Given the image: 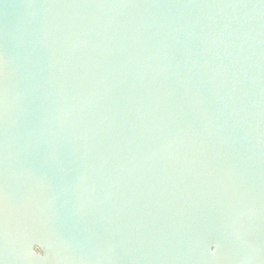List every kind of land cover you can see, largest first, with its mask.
Wrapping results in <instances>:
<instances>
[{"label":"water","instance_id":"1","mask_svg":"<svg viewBox=\"0 0 264 264\" xmlns=\"http://www.w3.org/2000/svg\"><path fill=\"white\" fill-rule=\"evenodd\" d=\"M0 264H264V0H0Z\"/></svg>","mask_w":264,"mask_h":264}]
</instances>
